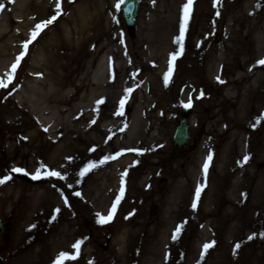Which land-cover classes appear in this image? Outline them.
<instances>
[{
  "label": "rangeland",
  "instance_id": "1",
  "mask_svg": "<svg viewBox=\"0 0 264 264\" xmlns=\"http://www.w3.org/2000/svg\"><path fill=\"white\" fill-rule=\"evenodd\" d=\"M187 2L139 0L131 36L119 0H0L6 83L36 24L58 16L0 89V218L11 224L0 234L2 264H56L61 254L76 257L63 264H264V130H254L248 107L254 79L218 94L223 70L231 85L247 74L237 64L251 69L264 53V0H194L172 62ZM82 83L94 99L79 115ZM58 100L63 113L51 107ZM187 104L190 141L172 158ZM137 117L140 134L130 142L125 133ZM114 118L119 127L103 130ZM67 131L79 152L59 150ZM37 173L46 178L32 179ZM114 205L111 222L99 223L97 214L107 217Z\"/></svg>",
  "mask_w": 264,
  "mask_h": 264
},
{
  "label": "snow or ice",
  "instance_id": "2",
  "mask_svg": "<svg viewBox=\"0 0 264 264\" xmlns=\"http://www.w3.org/2000/svg\"><path fill=\"white\" fill-rule=\"evenodd\" d=\"M124 3H126V0H119V3H117L115 5L117 11H120L121 10V5H123ZM194 3V0H188L187 4L184 6V26L181 28V31H180V36L179 38L177 39L176 43L179 45V51L178 53L176 54H173L172 57H171V61L174 62L178 56L180 54H182L183 52V41H184V37H185V31H186V28H187V24H188V21L190 19V16H191V10H192V4ZM217 3H219V0H217ZM3 10V5L0 4V11ZM57 11H58V15L59 14H62V11L60 10V6H59V3L57 5ZM58 18V16H53L51 19L45 21V22H42V23H38L36 24L35 26V30L31 33V39L24 44L23 48H24V52L21 54L20 57L17 58L15 64L12 65V68H11V72L10 73H6L7 77H8V80H7V83L4 81V80H0V89H5L9 86V84H11L13 82V79L15 77V73L18 69V67L20 66V63L21 61L24 59V56L27 54V51H28V47H29V44H31L34 40H36V38L40 35V33L50 24L54 23L55 20ZM261 65H264V60L260 61L259 62ZM171 76V71H169V73L165 76L164 80H165V84H167L169 82V78ZM132 90L129 89V92H131ZM99 103H103V101H100ZM123 101H121V108H123ZM187 106H191V105H187ZM119 114H123L122 112L119 113ZM259 122V121H258ZM211 159L212 157L209 156L208 157V162H206V164L204 165V173H205V176L207 175V172H208V167H209V164L211 162ZM247 157H245V163L247 162ZM14 171L16 172H22L23 170L21 169H14ZM87 171V170H85ZM25 175H27V173H23ZM83 175V173H82ZM47 177H56V178H61L63 179L64 177L61 176L60 173L58 172H55V171H48L47 172ZM41 178H46V177H42L40 175V173H37L35 175L32 176V179H41ZM8 179H11V177H8ZM6 180H3V179H0V184H3L5 183ZM203 190V186H201L200 188L197 189V192H196V200L198 201L199 200V197H200V192ZM77 195H79V193H77ZM123 195V193H121V196ZM119 199L116 201V204L118 205L119 204ZM196 205L194 204L193 207H195ZM58 211V210H57ZM116 212V207L115 205L113 206V208L110 210V214L105 217L103 215H100V214H97L99 219H98V222L101 223V224H104V223H109L111 222V220L113 219V215L115 214ZM182 227V226H181ZM179 232H180V227H178L177 229V232H176V236L179 235ZM249 239H252V237H249ZM82 241H78L73 247L76 249V252H77V255L79 253V249H80V245H81ZM213 245L212 244H209V245H205V252L207 251L208 248L212 247ZM239 247V245H237V248ZM76 257L75 256H68V254H61V257L60 259H58L56 261V264H63V261L65 259H75Z\"/></svg>",
  "mask_w": 264,
  "mask_h": 264
},
{
  "label": "water",
  "instance_id": "3",
  "mask_svg": "<svg viewBox=\"0 0 264 264\" xmlns=\"http://www.w3.org/2000/svg\"><path fill=\"white\" fill-rule=\"evenodd\" d=\"M121 14L123 17L124 25L126 27V30L128 31V35H134L136 33V21L138 10H139V0H126V3L121 5ZM218 34L216 33L214 36V40L218 41ZM192 109L189 107L184 108V111H181L180 113V119H178L176 126H175V132L173 133L172 137V145L175 148L174 153H172L171 157L174 158L178 149L183 150L186 148V145L188 144L190 140V133H189V120L192 113ZM157 184L159 188H164L166 183V179L160 177L157 181ZM159 206L157 205H151L150 207V214L156 215L158 213ZM9 231L11 229V224L7 222H3V220L0 218V233L2 230ZM2 256H0V264H2Z\"/></svg>",
  "mask_w": 264,
  "mask_h": 264
},
{
  "label": "flooded vegetation",
  "instance_id": "4",
  "mask_svg": "<svg viewBox=\"0 0 264 264\" xmlns=\"http://www.w3.org/2000/svg\"><path fill=\"white\" fill-rule=\"evenodd\" d=\"M262 60H264V53H262V57L259 56L258 58H256V59L253 60V62L251 63V66H252L251 69H250V66L246 65L247 67L244 69L243 72H241V68L237 64L236 65V70L237 71L238 70L240 71L239 75L240 74L242 75L244 72H247V74L244 73L242 75L243 77L242 76H236L237 78H239V77H242V78H239L236 82L231 81L230 82L231 85H229V82H228V78H229L228 75L225 74V70L226 69L223 70L222 77H221L222 78L221 79V89L218 90V94L220 96H222L223 98H225L226 88L228 86L229 87L232 86V88L234 89V91H236L235 93H237V88H238L237 86L241 85V83H245V77L248 76L251 79H254V82L253 83H254V86L255 87L252 88V92L251 93H252V96L255 94L256 103L260 102L261 105H260V108H258V106H257V104L255 102L252 103L251 97H250L249 98L250 104H248V107H250V109H252V111H254V113H252V119L254 118L253 123H254L255 129L254 128H252V129L259 130V132H261L262 130H264V65H261L259 63ZM225 61H224L223 65L226 64ZM251 76H253V77H251ZM247 80H248V78H247ZM239 92H240V90H239ZM223 104H221V106H223ZM240 111H241V117H242V114H243L242 108H240ZM227 115H230V114H227V112L225 111L224 119L227 118ZM247 115H248V113H247ZM258 115H260V116L257 117ZM232 116H233V114H232ZM261 133H263V131Z\"/></svg>",
  "mask_w": 264,
  "mask_h": 264
},
{
  "label": "bare ground",
  "instance_id": "5",
  "mask_svg": "<svg viewBox=\"0 0 264 264\" xmlns=\"http://www.w3.org/2000/svg\"><path fill=\"white\" fill-rule=\"evenodd\" d=\"M247 7H249V5H247ZM14 50L15 49H12V51L14 52ZM13 55H14V53H13ZM104 64V63H102V62H100V64H99V66H98V68H97V70H96V72L94 73V76H93V82L96 84V81L98 80V81H100V79H101V77L103 76V66L102 65ZM2 70L0 69V75H2ZM97 81V82H98ZM76 90L77 91H81V96L79 97V99H78V102H77V104H76V110H77V113L80 115V114H83L82 113V111H84V108L86 107V106H88L89 104H90V102L92 103L93 102V99H94V97L92 98L91 96L92 95H94V93H93V91H91V90H89V92L87 91L86 93L84 92V85H83V83L82 84H78L77 86H76ZM64 101L63 100H58L57 102H55V105L56 106H51L54 110H56V113H63L64 112V109H63V107H64ZM141 111V110H140ZM141 116V115H140ZM141 120V119H140ZM139 120V121H140ZM139 121H138V117L137 118H135V120H133L132 121V123L129 125V127H128V130L126 131V135H125V137H127V139L131 142V141H133L136 137H138V135L140 134L139 133V130L141 129V125H140V123H139ZM117 126L119 127V123H118V121H117V119L116 118H114V121L112 122H109V123H105V124H103L102 125V129L103 130H116V128H117ZM69 130V129H68ZM70 132V131H69ZM50 136L51 137H53L54 138V136H56L55 134H52L51 135V133H50ZM67 136H68V131H67V133H65V134H62V135H58V139L59 140H61L62 141V143H61V145H60V148H59V150L62 152V151H64V150H72L73 148L74 149H76V151L77 152H79L78 151V148H77V146H76V144H75V146L74 145H72V142L71 141H69V140H67L66 138H67ZM122 151V150H121ZM120 151V152H121ZM125 151V150H124ZM79 155V154H78ZM113 179H114V177H112V176H110V181H113ZM33 200H34V206L36 207L37 206V202H38V196H36V195H34L33 196ZM249 224V223H248ZM236 231V230H235Z\"/></svg>",
  "mask_w": 264,
  "mask_h": 264
}]
</instances>
